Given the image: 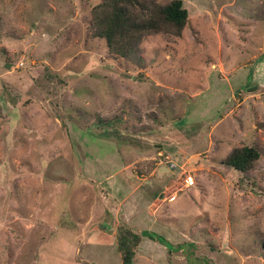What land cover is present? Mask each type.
<instances>
[{"label":"rangeland","instance_id":"374dc122","mask_svg":"<svg viewBox=\"0 0 264 264\" xmlns=\"http://www.w3.org/2000/svg\"><path fill=\"white\" fill-rule=\"evenodd\" d=\"M182 1L135 63L92 36L102 0H0V264H122L121 224L170 243L133 264H264V0Z\"/></svg>","mask_w":264,"mask_h":264},{"label":"trees","instance_id":"16d2710c","mask_svg":"<svg viewBox=\"0 0 264 264\" xmlns=\"http://www.w3.org/2000/svg\"><path fill=\"white\" fill-rule=\"evenodd\" d=\"M188 18L189 12L182 0L164 6L157 0H102L92 11V36L104 39L111 54L139 63L138 47L145 34L163 32L180 37ZM262 60L264 55L257 62ZM260 158L257 147L243 146L233 149L223 164L246 175ZM144 238L170 245L165 238L150 231L138 233L126 224L118 226L117 249L122 264H133ZM171 247L179 251L185 248V244H171Z\"/></svg>","mask_w":264,"mask_h":264},{"label":"built area","instance_id":"2783aa9c","mask_svg":"<svg viewBox=\"0 0 264 264\" xmlns=\"http://www.w3.org/2000/svg\"><path fill=\"white\" fill-rule=\"evenodd\" d=\"M194 184H195L194 180H192V179L190 178V180H189L188 183H187V187L194 186Z\"/></svg>","mask_w":264,"mask_h":264},{"label":"water","instance_id":"95a60500","mask_svg":"<svg viewBox=\"0 0 264 264\" xmlns=\"http://www.w3.org/2000/svg\"><path fill=\"white\" fill-rule=\"evenodd\" d=\"M252 89H253V90H256V89H257V87H253Z\"/></svg>","mask_w":264,"mask_h":264}]
</instances>
